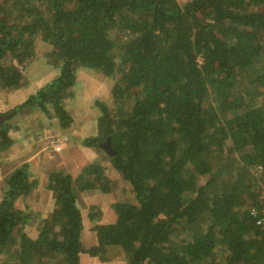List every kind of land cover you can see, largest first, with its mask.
<instances>
[{
    "label": "trees",
    "instance_id": "16d2710c",
    "mask_svg": "<svg viewBox=\"0 0 264 264\" xmlns=\"http://www.w3.org/2000/svg\"><path fill=\"white\" fill-rule=\"evenodd\" d=\"M37 36L57 74L0 112V158L24 109L73 125L79 67L112 80L113 107L94 101L96 133L80 144L97 159L75 177L49 172L54 206L33 231L16 205L38 185L28 165L3 178L2 264L108 263L113 249L126 264L264 263V0H0V91L22 86ZM104 161L135 203L112 202L106 224L90 206L85 249L78 196L112 191Z\"/></svg>",
    "mask_w": 264,
    "mask_h": 264
},
{
    "label": "rangeland",
    "instance_id": "374dc122",
    "mask_svg": "<svg viewBox=\"0 0 264 264\" xmlns=\"http://www.w3.org/2000/svg\"><path fill=\"white\" fill-rule=\"evenodd\" d=\"M186 1L187 0H177L180 5ZM123 38L124 37H122V39ZM34 51V58L22 71L24 76V82L22 86L19 89L11 92L5 90L0 91V112L6 110L8 107L10 108L13 105L20 104L22 99L24 100L25 97L34 93L37 89L50 81L57 74L56 69H54L46 59V54L49 53L50 46L44 43L39 36L35 37L34 39ZM111 85L112 80L103 77L88 67H79L76 71V82L72 90L73 99H67L65 102L66 109L71 113L73 118V125L68 130H57L56 122L50 123V121H47L42 114H36L37 116H33L32 113L26 109L14 115L9 120V123L22 125V128L25 132L32 130L34 127H36L35 130L41 129L43 126L46 127L39 133V137L34 139L36 142L35 146H39L38 149L41 154L44 155V159L55 158L57 163H60L62 166H64L62 167V171H65L71 176L75 177V174L77 172L79 173L81 170V159L83 157V155L80 153V142L85 137L92 136L96 133L95 119L97 116V111L95 107H93L94 101L97 100L105 102L110 107H113L109 93ZM55 135H57L61 140H67H65L66 143L64 146L62 141L60 145L58 144V146H54L55 144H52V141H54L56 138ZM53 136L54 139H51ZM94 154L96 155L95 159H97V154L95 151ZM86 160L83 159V161ZM212 161L213 163L220 164V162H217L216 160ZM102 166L104 168L106 177L112 184V191L109 194L104 195L105 197L101 200L103 205H109L111 202L135 203V199L130 187L119 179L116 172L110 167V164L107 161H104L102 162ZM7 167L8 166L5 164L4 166L3 164L0 166V168L5 171L3 172L4 174L6 173ZM45 168L46 167H44V170ZM213 168L215 167L213 166ZM3 173H0V185H2ZM251 181L255 191H259L262 184L254 180ZM36 199L38 198L36 197ZM40 199L42 201L41 207L43 211H34L32 209H28L20 202L17 205V207L22 211H26V208L28 209V212L31 216L29 223L31 226H28L27 228H32V231L34 228L32 224H37L38 221L43 217L42 215L46 214L51 209V207L54 206V201L52 200V205L48 195L47 197L41 196ZM103 209V215L106 219L105 222L110 221L112 219L110 208L108 209L106 206H104ZM84 214H86V217H84L85 227L88 229L92 225V223H90L87 219L88 210H86V212L84 211ZM89 242V239L85 237L84 240L81 241L82 247L88 248L91 246L89 245ZM112 257L113 259L108 263L99 262L97 259H95V263H93V261L88 262L87 257H84L82 264H126L127 262L126 254H124L120 249H113ZM2 262L3 260L0 259V264H2Z\"/></svg>",
    "mask_w": 264,
    "mask_h": 264
},
{
    "label": "crops",
    "instance_id": "0c3cea01",
    "mask_svg": "<svg viewBox=\"0 0 264 264\" xmlns=\"http://www.w3.org/2000/svg\"><path fill=\"white\" fill-rule=\"evenodd\" d=\"M8 106H10V105H8ZM30 112L32 113L33 116L36 114L39 115V113L35 110H30ZM47 121H50V123L56 122L55 120H47ZM40 125H42V124H40ZM19 127H20V125H19ZM35 128L36 127H34L32 130H30L28 132H25L22 128V125H21L20 130L9 133V136L12 139L13 143H12L11 147L9 148V150L7 151L6 156L3 158H0V166H1V164H3V166H4V164L6 166H8L6 169V173H5L6 175H8L13 170L19 168L21 165H23V164L28 165L29 172L31 174V178L36 180L38 185L34 190H32L30 192V194L26 198L18 200L16 205H18V203L20 202L21 204H24L28 209H32L34 211H43V209L41 207V204H42V201L40 199L41 196L47 197V195H48L50 197V203L53 205L52 193L45 189V185L47 183V176H48L49 172L55 171V170H62V167H64V166H62L60 163H57L56 162L57 160L55 158L44 159V155L41 154V152L38 149L39 146H35L36 142L34 141V139L39 137V133L41 131H43V129L46 127L43 126V128L38 129V130H35ZM57 130H59V129L57 128ZM62 131H64V130H62ZM66 141H65V143H66ZM65 143L63 144V146L65 145ZM80 149H81L80 153L83 155V157L81 159V166H80L82 168L87 163L95 160L96 155L94 154V151L90 148L82 147L80 145ZM83 159L84 160L87 159V160L83 161ZM9 167H10V169H9ZM44 167H46L45 170H44ZM1 172L3 173L5 171L0 168V173ZM3 174H2V178L5 177V174L4 175ZM77 174H78V172L75 175H77ZM0 189H1V185H0ZM36 197L39 200L36 199ZM104 197L105 196L102 194H79V196H78V205L80 206L81 213H82V231H81L80 238L82 241V240H84L85 237H87L90 241L89 245H91V246H94L96 244V237H95V233L93 231H91V227L88 228L90 231L88 229H86V227H85L84 217H86V214H84V211L86 212V210H88V208L90 206H98L99 210L102 214L101 220L99 223H101V224L111 223L114 219L113 213L111 211L112 219L110 221L105 222L106 219L104 218V215H103L104 214L103 207L106 206L109 209L110 208L109 206L112 202L109 205H107V204L103 205V202H101V200ZM52 209H53V207H51V209L46 214H43L42 216L45 217L48 213L51 212ZM110 210H111V208H110ZM91 246H89V247H91ZM84 257H87L88 262L93 261V263H95V261H96L95 260L96 258H90V257L82 254L80 256V264H82Z\"/></svg>",
    "mask_w": 264,
    "mask_h": 264
},
{
    "label": "water",
    "instance_id": "95a60500",
    "mask_svg": "<svg viewBox=\"0 0 264 264\" xmlns=\"http://www.w3.org/2000/svg\"><path fill=\"white\" fill-rule=\"evenodd\" d=\"M10 116H11V114L0 115V122L5 120V119H8ZM102 147L106 153H112L111 148L107 142L104 145H102Z\"/></svg>",
    "mask_w": 264,
    "mask_h": 264
},
{
    "label": "built area",
    "instance_id": "2783aa9c",
    "mask_svg": "<svg viewBox=\"0 0 264 264\" xmlns=\"http://www.w3.org/2000/svg\"><path fill=\"white\" fill-rule=\"evenodd\" d=\"M55 136H56L55 139H54V136L51 137V139H54V141H52V142H53L52 144H55L54 146H58V144L60 145L61 141L63 142L62 144L65 143V140H64V139L61 140V139L58 138L57 135H55ZM263 196H264V192H263ZM261 197H262V196H261ZM256 225H257V226H262L261 221H257V222H256ZM262 264H264V263H262Z\"/></svg>",
    "mask_w": 264,
    "mask_h": 264
}]
</instances>
